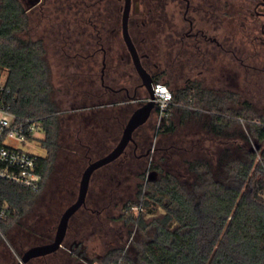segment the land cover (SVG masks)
<instances>
[{"label":"trees","instance_id":"16d2710c","mask_svg":"<svg viewBox=\"0 0 264 264\" xmlns=\"http://www.w3.org/2000/svg\"><path fill=\"white\" fill-rule=\"evenodd\" d=\"M116 1L114 10L104 4L102 12H98L95 0H86V21L80 30L87 38H92L93 48L96 47L94 24L99 13L108 19L111 14L120 18L121 1ZM146 8L144 18L148 20V26L142 24V31L147 33L151 26L149 19L156 17L157 20L159 14L156 5L153 13L149 11L150 6ZM151 22L156 23L155 20ZM28 26L29 15L21 0H0V68L7 70L6 84L12 91L8 103L19 118L34 120L40 128L41 135L36 138L46 149V155L40 156L43 186L54 171L63 124L69 127L70 136L76 131L74 144L82 151H75L77 158H73V164L81 160L90 163L104 156L118 143L127 119L137 107L125 91L132 92L140 81L139 76L134 75L135 67L129 65L133 69L129 72L131 77L120 79L127 81L121 84L126 87H120L124 91H106L100 80L101 70L97 72L91 65L97 57L80 46L84 55L72 56L74 64L71 66L75 69L69 77L72 86L67 85L65 90H70L67 94L71 110L61 118L54 98L51 67L45 57L44 40L20 35ZM150 34L153 38L147 39L149 43L143 44V50L153 57L158 46L156 41L160 42V32ZM156 55L160 56V52ZM81 57L86 64L76 61ZM143 65L152 74L154 82L159 83L165 71L154 73L156 67ZM142 88L147 96V90ZM172 92L174 97L168 109L169 116L161 122L156 133L154 124L145 123L142 127L146 131L138 129L135 132V143H131L124 154L94 173L92 181L99 184L96 194L89 189L86 205L72 217L69 229L79 217L94 227L95 214H107L108 217L114 206L124 202L120 219L124 225L136 227L135 239L125 254L126 264H264V116H260L262 119L258 116L251 118L241 110L230 108L228 102L234 94L219 93L203 87L200 82L176 87ZM174 109L180 112L181 120L208 111L209 129L216 134L223 133L242 117L247 122L250 136L260 144L259 151L247 150L244 158L230 160L218 168L203 160L190 162L189 170L196 174V178L188 186L177 170L167 163L165 147L158 146L156 154H144L151 148L156 134L175 131L171 118ZM228 113L234 116L228 117ZM149 164L150 168L146 170ZM151 170L161 175L150 180L148 172ZM137 177L143 182L132 184ZM41 188L32 191L0 179V201L8 202L12 209L9 219L0 224L2 232H7L25 216ZM135 188L136 199H131L129 195ZM135 207L140 210L135 211ZM43 229L48 231L47 227ZM2 232L0 249L6 253ZM48 237L46 234L40 236L39 244L51 242ZM80 244L81 241H72L67 234L64 246L57 252L70 254ZM122 253L123 248H112L103 262L113 264Z\"/></svg>","mask_w":264,"mask_h":264},{"label":"rangeland","instance_id":"374dc122","mask_svg":"<svg viewBox=\"0 0 264 264\" xmlns=\"http://www.w3.org/2000/svg\"><path fill=\"white\" fill-rule=\"evenodd\" d=\"M55 5L54 9L47 12L46 17L40 19V21L37 18V15H39L38 12L33 14L29 12V26L20 35L27 39L41 38L44 40L46 47L45 57L51 67V81L55 87L54 98L60 108V117L62 118L67 116L71 110V101L65 90L67 85L72 86V83L69 82V77L75 70L70 64L69 66L67 65L68 59L65 55L64 48L78 49L80 46H84L88 49L94 46L91 44L92 40L90 39L92 38L89 39L82 33L73 34L70 37V41L69 38L65 37L70 32H67L64 28L66 25L64 22L65 18H63V13L55 10ZM145 6L144 4L141 5L142 12L139 16H135V19H145ZM169 9L174 11L175 6H169ZM73 12L74 9L70 12L71 19L74 17ZM151 26L158 33V23H154ZM144 32L147 37L153 38L150 31H148V34L146 30ZM141 36L142 34H138V37ZM160 37L161 35L158 36V39ZM78 38L82 39V41H78L80 40ZM118 43V46L126 48L121 35L119 36ZM158 43L159 40L158 42L156 41L158 46L153 52V59L155 61L161 60L160 56L156 55L158 51H161ZM139 45H141V42H139ZM260 50L261 54L258 55V60L253 58L247 60L250 65H258L257 77L253 70L254 67H249V65L244 67L234 60L230 65V71L234 81H231L230 84L220 83L216 87H212L209 83L211 73L208 70H205L200 75H195L193 78L199 80L205 88H213L219 91V93L226 92L234 94L233 98L228 102L230 108L241 110L243 114L251 118L258 116V119H262L260 116H264V48L262 47ZM72 53H74V50ZM84 60L81 57L77 58L76 61H82L86 64L87 62ZM95 60L96 62L92 61L93 64L91 65H94L95 70L100 72V55ZM219 61V66H222L223 60L221 59ZM70 62L74 64V62ZM125 69L128 72L133 71L131 66L125 67ZM121 70H124V68H121ZM154 73H162V69L157 68ZM134 75L139 76L135 68ZM6 79L7 70L0 68V82H5ZM138 81H140V78ZM176 81H173L166 73H163L160 80V82L167 84L171 90L186 85L184 81ZM125 82L127 83L124 79L120 81V84H125ZM209 116L210 113L205 110L201 116L194 115L181 120L180 112L174 109L171 118L175 124V131L165 135L156 134L153 138L151 152L149 154H156L158 146L165 147L164 152L167 157V163L171 164L177 170L179 177L188 186L196 178V174L189 170L190 162L203 160L209 162L214 168H218L230 160L244 158L247 150L259 151L258 142L250 136L249 128L244 118L243 120L239 119V121L236 120L233 122L223 133L216 134L209 129L207 123ZM227 116L233 117L234 115L228 113ZM149 122L154 124V132L156 133L161 124L159 123L158 116L155 114L152 115ZM75 132H73V136H70L69 127L65 123L63 124L59 140V155L55 160L53 173L46 178L38 198L25 216L17 223H14L7 232H2L1 230L4 237L3 248L7 249V252L5 253L3 249H0V264H17L22 254L30 247L39 244L41 240L40 236L44 234L49 236V241H52L56 235L57 226L63 212L77 199L80 180L89 161L81 160V162L73 164V158L74 160L77 158L75 151L82 152L74 144ZM28 147L39 155H46V149L40 140H35ZM99 155L96 154V156ZM259 159L260 157L258 156ZM149 168L150 164L147 165L146 170H149ZM152 171L154 170H151L148 174ZM160 175V172L156 171V177ZM137 181L143 182L139 177L133 179L131 182L136 185ZM128 182L125 185H128ZM98 185L96 180L91 182L90 192L92 194H96ZM136 192V188L133 189L129 197L136 199ZM123 203L120 202V204L114 206L108 214V217H113V220H109L107 214L98 215L97 213L95 214L94 227L83 222L82 217H79L78 220L71 223L67 233L68 237L72 241H81L80 246L78 245L79 247L73 249L72 253L57 252L56 254L35 258L28 264H98L104 263L103 261L107 252L112 248H123V251L128 249L133 239H135L136 227L126 226L121 221L120 215L122 213ZM134 210L138 211V207H135ZM44 227H47L48 231L43 229ZM38 228L39 230H37ZM27 231H31V233Z\"/></svg>","mask_w":264,"mask_h":264},{"label":"flooded vegetation","instance_id":"af4514ba","mask_svg":"<svg viewBox=\"0 0 264 264\" xmlns=\"http://www.w3.org/2000/svg\"><path fill=\"white\" fill-rule=\"evenodd\" d=\"M120 1V18L116 14H111L108 19L99 13L97 23L94 24L96 47L87 49L93 56L100 55L101 84L106 91L112 93L124 91L120 87L126 86L120 84V79L131 77L125 67L134 66L126 43L127 50L118 46L120 35L125 42L123 37L125 0ZM21 2L28 15L29 12L31 14L38 12L39 21L44 19L46 13L54 9L56 4L55 10L63 13L66 24L64 28L70 32L65 37L69 38L70 41L73 34H83L81 30L83 22L86 21V0H21ZM116 2V0H95L94 4L98 7V12H102L104 4L108 8L110 7L109 9L114 10L117 6ZM143 4L150 6L149 11L151 13H153V6L156 5L157 7L159 16L157 20L156 17L150 18L149 24L152 25L153 22L151 21L154 20L158 23V34L160 32L161 35L159 42L161 48L160 61H155L149 52L143 50V46L147 45L149 37L142 31V24L148 26V20L146 17L141 20L134 18L142 12L141 5ZM172 5L175 6L174 11L169 9V6ZM146 6L144 11L147 9ZM73 9L74 17L71 19L70 12ZM57 17L59 18L58 15ZM128 27L130 35L142 56V63L151 64V68H162V71H165L172 80L184 81L186 85L193 81L200 82L193 77L208 70L211 73L209 83L212 87H216L220 83L230 84L231 81H234L230 71L231 62L234 60L244 67L248 65L254 67L255 76H258V65H250L247 60H251V58L258 60V55L261 54L260 49L264 48V0H132ZM148 28L150 33L157 31L152 26ZM71 32L73 33L71 34ZM138 34H142V36L138 37ZM64 50L68 59V66L69 64L72 65L70 61L73 55H84V49L64 48ZM73 50L74 53H72ZM221 59L223 65L219 66ZM141 84L140 78L139 84L133 88V93L128 89L125 91V95L137 104L132 113L149 97V95L145 96ZM67 92L70 93V90ZM157 113L156 106L152 115H157ZM149 124L152 125V122ZM140 128L139 130L146 131L145 127ZM258 148H260V144H258ZM150 152L151 148L144 154L149 155Z\"/></svg>","mask_w":264,"mask_h":264},{"label":"built area","instance_id":"2783aa9c","mask_svg":"<svg viewBox=\"0 0 264 264\" xmlns=\"http://www.w3.org/2000/svg\"><path fill=\"white\" fill-rule=\"evenodd\" d=\"M11 93V88L7 86L6 81L0 82V179L36 191L42 186L41 155L28 145L38 140L36 136L40 134V128L34 120L19 118L12 111L8 103ZM173 97V92L167 84L155 83V102L159 123L169 116L168 109L173 103ZM240 119L243 120L241 117ZM138 209L140 210V207ZM11 214L12 209L9 203L0 201V224L9 219ZM126 251L127 249L113 264H126Z\"/></svg>","mask_w":264,"mask_h":264},{"label":"water","instance_id":"95a60500","mask_svg":"<svg viewBox=\"0 0 264 264\" xmlns=\"http://www.w3.org/2000/svg\"><path fill=\"white\" fill-rule=\"evenodd\" d=\"M131 8L132 0H125L123 11V37L131 54L134 67L142 80L141 86L147 90L149 97L145 103L132 113L115 147L104 156L91 161L84 169L80 180L77 199L63 212L58 223L54 239L51 242L37 244L27 249L22 254L17 264H28L33 259L53 254L64 246V241L66 239L72 217L86 205L94 173L101 167L117 160L122 154H124L127 147L131 143L135 142L134 135L137 129L147 123L155 111V82L151 73L143 65L142 56L140 55L129 32L128 22ZM156 178V171H152L149 174V179L155 180Z\"/></svg>","mask_w":264,"mask_h":264}]
</instances>
